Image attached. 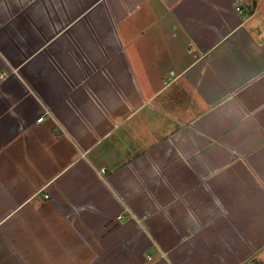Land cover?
<instances>
[{
    "label": "crops",
    "instance_id": "obj_1",
    "mask_svg": "<svg viewBox=\"0 0 264 264\" xmlns=\"http://www.w3.org/2000/svg\"><path fill=\"white\" fill-rule=\"evenodd\" d=\"M0 264H264V0H0Z\"/></svg>",
    "mask_w": 264,
    "mask_h": 264
},
{
    "label": "built area",
    "instance_id": "obj_2",
    "mask_svg": "<svg viewBox=\"0 0 264 264\" xmlns=\"http://www.w3.org/2000/svg\"><path fill=\"white\" fill-rule=\"evenodd\" d=\"M44 115H42L40 118H39V120H38V122H42L43 120H44ZM149 258H151V257H149Z\"/></svg>",
    "mask_w": 264,
    "mask_h": 264
}]
</instances>
